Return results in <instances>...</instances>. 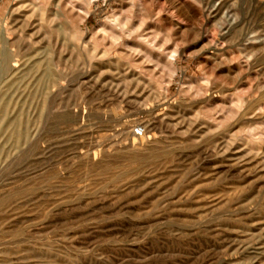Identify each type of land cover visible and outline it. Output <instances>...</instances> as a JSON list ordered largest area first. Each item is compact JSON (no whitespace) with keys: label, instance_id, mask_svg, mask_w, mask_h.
<instances>
[{"label":"rangeland","instance_id":"374dc122","mask_svg":"<svg viewBox=\"0 0 264 264\" xmlns=\"http://www.w3.org/2000/svg\"><path fill=\"white\" fill-rule=\"evenodd\" d=\"M171 1L0 0V264H264V0Z\"/></svg>","mask_w":264,"mask_h":264},{"label":"bare ground","instance_id":"6f19581e","mask_svg":"<svg viewBox=\"0 0 264 264\" xmlns=\"http://www.w3.org/2000/svg\"><path fill=\"white\" fill-rule=\"evenodd\" d=\"M176 1V0H172L171 2L174 4V2ZM221 3V2H220ZM219 3V4H220ZM178 3L176 2V4L175 5H177ZM174 5V6H175ZM215 9V8H214ZM217 9H218V6H217ZM216 10V9H215ZM219 10H222V9H219ZM125 12H127V9L125 10ZM219 12V11H218ZM123 13V12H122ZM228 14V13H227ZM125 15V14H124ZM126 15H128L127 13H126ZM125 15V17L127 18H129L130 16H126ZM141 15V14H140ZM143 15V14H142ZM141 15V16H142ZM144 15H146V14H144ZM143 15V16H144ZM148 16V15H147ZM146 17V16H145ZM229 19H230V22L231 23H234L235 22V20H237L236 19V17L234 16V15H229ZM127 18V19H128ZM131 18V17H130ZM142 20H143V18H142ZM3 24V23H2ZM156 24V23H155ZM176 24V23H175ZM174 24V25H175ZM158 25H160V24H158ZM156 26L155 27V29L153 30V32H152V35L153 36H161L162 35V29L159 27V26ZM6 26V25H5ZM4 26V27H5ZM233 26V25H232ZM6 29H7V27H5ZM230 28H232V27H230ZM230 28H229V30H230ZM227 30H228V28H226ZM148 33H151V31L150 32H148ZM228 37V36H227ZM169 39V38H168ZM1 40V39H0ZM7 41H8V38L6 39ZM165 40V39H164ZM167 40V39H166ZM160 41H161V39H160ZM2 43H4V40H3V42ZM137 45V44H136ZM140 46V45H139ZM1 47V46H0ZM3 47V46H2ZM143 47V46H142ZM199 48H200V46H199ZM132 49V48H131ZM144 49V48H143ZM147 50V49H146ZM145 50V51H146ZM210 50V49H209ZM193 51H195V49L193 50ZM199 51H200V49H199ZM5 52V51H4ZM205 53V52H204ZM206 54H208V53H206ZM10 55H12L11 54V52H10V54H9V56ZM32 55V54H31ZM30 55V56H31ZM216 54L214 53V52H209V56L210 57H215L214 59H216V57L217 56H215ZM155 57V56H154ZM38 58V57H37ZM40 58V57H39ZM8 59H9V57H8ZM221 59V58H220ZM10 60V59H9ZM164 60V59H163ZM4 61V60H3ZM11 61V60H10ZM26 61V60H25ZM220 61V60H219ZM222 61V60H221ZM9 62V61H8ZM41 62V61H40ZM39 62V63H40ZM155 63V62H154ZM212 63V62H211ZM9 64V63H8ZM25 64V63H24ZM38 64V63H37ZM156 64V63H155ZM157 64H158V61H157ZM7 65V64H6ZM26 65V64H25ZM30 65V64H29ZM29 65H27V66H29ZM40 65V64H39ZM34 66V65H33ZM215 66V65H214ZM6 67V66H5ZM8 67V66H7ZM6 67V68H7ZM13 67V66H12ZM171 67V66H170ZM169 67V68H170ZM4 69V68H3ZM32 69V68H31ZM38 69V68H37ZM171 69V68H170ZM12 70V69H11ZM23 70H25V69H23ZM27 70V69H26ZM40 69H38V71H39ZM6 71V70H5ZM12 72V71H11ZM34 72H37V70L36 71H34ZM45 72H46V70L44 71V73H43V75L45 74ZM1 73V72H0ZM3 73V72H2ZM13 73V72H12ZM31 73V72H30ZM25 74H26V72H25ZM29 74V73H28ZM14 75V74H13ZM35 75H37V74H35ZM26 76V75H25ZM35 77V76H34ZM5 78V77H4ZM40 78V77H39ZM16 79V77H13V78H8V80H6V82H5V86H3V87H5V89L3 90V87H1L0 89H2L1 90V97H2V99L4 100V104L6 103L7 105L11 102V100L10 99H12L11 98V96H10V94L8 93V87L10 88V86L14 83V82H16L17 81V79H16V81H14ZM31 79V78H30ZM26 84V83H25ZM261 84H263V83H261ZM22 86H25V85H22ZM261 86H263V85H261ZM27 88V87H26ZM26 90V89H25ZM1 99V100H2ZM9 100H10V102H9ZM2 102V101H1ZM2 107L4 106L3 104H0ZM4 108H8L7 106H5ZM234 110V109H233ZM18 117H19V115L18 114H14V115H12V114H10V112H8V113H6V115L4 116V120H5V126H7V127H11V126H14V123H17V122H19L20 120H18ZM18 120V121H17ZM14 129V127L11 129V130H13ZM19 137L20 138H25L26 137V135H27V131H26V129L25 128H22L20 131H19Z\"/></svg>","mask_w":264,"mask_h":264},{"label":"built area","instance_id":"2783aa9c","mask_svg":"<svg viewBox=\"0 0 264 264\" xmlns=\"http://www.w3.org/2000/svg\"><path fill=\"white\" fill-rule=\"evenodd\" d=\"M134 132L137 135H142L144 133V127L142 125H136L134 127Z\"/></svg>","mask_w":264,"mask_h":264}]
</instances>
